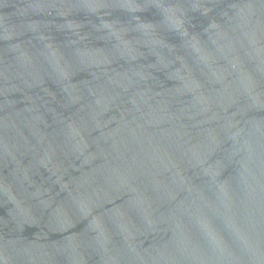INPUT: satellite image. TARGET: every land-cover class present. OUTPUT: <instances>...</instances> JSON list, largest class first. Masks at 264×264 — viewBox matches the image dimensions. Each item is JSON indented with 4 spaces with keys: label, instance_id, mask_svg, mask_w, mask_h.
Returning a JSON list of instances; mask_svg holds the SVG:
<instances>
[{
    "label": "water",
    "instance_id": "1",
    "mask_svg": "<svg viewBox=\"0 0 264 264\" xmlns=\"http://www.w3.org/2000/svg\"><path fill=\"white\" fill-rule=\"evenodd\" d=\"M0 264H264V0H0Z\"/></svg>",
    "mask_w": 264,
    "mask_h": 264
}]
</instances>
